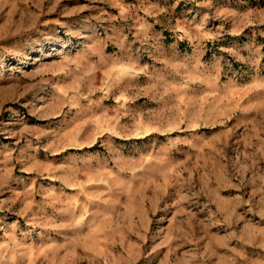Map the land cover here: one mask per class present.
Listing matches in <instances>:
<instances>
[{
    "label": "rangeland",
    "instance_id": "374dc122",
    "mask_svg": "<svg viewBox=\"0 0 264 264\" xmlns=\"http://www.w3.org/2000/svg\"><path fill=\"white\" fill-rule=\"evenodd\" d=\"M0 264H264V0H0Z\"/></svg>",
    "mask_w": 264,
    "mask_h": 264
}]
</instances>
